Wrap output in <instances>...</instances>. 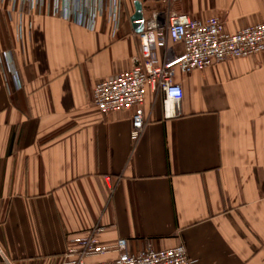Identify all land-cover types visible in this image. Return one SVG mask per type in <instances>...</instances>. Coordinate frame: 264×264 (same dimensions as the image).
Listing matches in <instances>:
<instances>
[{
	"label": "crops",
	"instance_id": "1",
	"mask_svg": "<svg viewBox=\"0 0 264 264\" xmlns=\"http://www.w3.org/2000/svg\"><path fill=\"white\" fill-rule=\"evenodd\" d=\"M137 4L145 18L217 16L227 32L264 23V0H121L115 32L0 3V264H61L95 224L129 253L150 240L183 244L191 264H264V51L176 72L170 118L148 89L135 141L132 110L102 115L92 94L139 54Z\"/></svg>",
	"mask_w": 264,
	"mask_h": 264
},
{
	"label": "built area",
	"instance_id": "2",
	"mask_svg": "<svg viewBox=\"0 0 264 264\" xmlns=\"http://www.w3.org/2000/svg\"><path fill=\"white\" fill-rule=\"evenodd\" d=\"M11 1L18 3L22 11L26 9L32 13L46 9L51 15L89 29L93 28L96 18H102L112 24L115 32L124 20L121 0ZM161 1L169 5L178 0ZM131 22L139 29V54L133 57L129 70L110 75L94 86L92 103L102 115L132 110L130 136L135 141L144 129L142 105L148 89L155 95H163V114L170 118L178 114L182 99V89L174 81L176 72L186 74L220 62L253 57L264 51V23L227 32L217 16L202 20L168 8L163 12L154 9L148 18L142 16ZM179 43L183 50L175 52L172 47ZM160 49L161 58L158 56ZM102 229L100 224H95L73 239L62 255L61 264H191L183 244L156 248L148 240L143 249L129 253L125 238L112 244H101L99 234ZM107 254L116 257L97 260Z\"/></svg>",
	"mask_w": 264,
	"mask_h": 264
},
{
	"label": "water",
	"instance_id": "3",
	"mask_svg": "<svg viewBox=\"0 0 264 264\" xmlns=\"http://www.w3.org/2000/svg\"><path fill=\"white\" fill-rule=\"evenodd\" d=\"M140 10H141V7H140L139 4H137L136 11H135L134 15L131 17V20L132 19H138V18L142 17V14H141Z\"/></svg>",
	"mask_w": 264,
	"mask_h": 264
}]
</instances>
